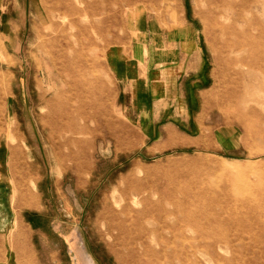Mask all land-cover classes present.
Here are the masks:
<instances>
[{
    "label": "rangeland",
    "instance_id": "obj_1",
    "mask_svg": "<svg viewBox=\"0 0 264 264\" xmlns=\"http://www.w3.org/2000/svg\"><path fill=\"white\" fill-rule=\"evenodd\" d=\"M136 10L200 32L193 130L108 66ZM0 189V264H264V0H0Z\"/></svg>",
    "mask_w": 264,
    "mask_h": 264
},
{
    "label": "crops",
    "instance_id": "obj_2",
    "mask_svg": "<svg viewBox=\"0 0 264 264\" xmlns=\"http://www.w3.org/2000/svg\"><path fill=\"white\" fill-rule=\"evenodd\" d=\"M129 28L131 43L109 48L107 63L131 97L138 123L153 137L181 134L179 123L190 121L193 130L199 122L191 117V107L209 81L199 30L187 18L181 25L163 26L142 10L130 14ZM6 190L0 189V235L15 222Z\"/></svg>",
    "mask_w": 264,
    "mask_h": 264
},
{
    "label": "bare ground",
    "instance_id": "obj_3",
    "mask_svg": "<svg viewBox=\"0 0 264 264\" xmlns=\"http://www.w3.org/2000/svg\"><path fill=\"white\" fill-rule=\"evenodd\" d=\"M57 104H58V105H59V104H61V103H60V101H58V103H57Z\"/></svg>",
    "mask_w": 264,
    "mask_h": 264
}]
</instances>
